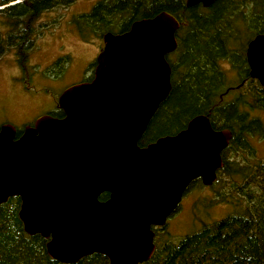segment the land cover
Segmentation results:
<instances>
[{
	"label": "water",
	"instance_id": "obj_1",
	"mask_svg": "<svg viewBox=\"0 0 264 264\" xmlns=\"http://www.w3.org/2000/svg\"><path fill=\"white\" fill-rule=\"evenodd\" d=\"M177 26L163 11L106 33L93 78L59 94L62 118L42 115L17 138L13 126L0 127V204L19 197L24 231L47 239L50 258L69 264L100 253L108 264L144 262L155 251L154 228L165 225L188 185L217 179L230 132L213 130L205 115L138 145L170 91L164 56L176 46ZM247 54L264 85V35ZM103 192L109 196L100 201Z\"/></svg>",
	"mask_w": 264,
	"mask_h": 264
},
{
	"label": "trees",
	"instance_id": "obj_2",
	"mask_svg": "<svg viewBox=\"0 0 264 264\" xmlns=\"http://www.w3.org/2000/svg\"><path fill=\"white\" fill-rule=\"evenodd\" d=\"M10 1L12 0L3 1L2 4ZM72 1L21 0L2 8H17V11L11 16V27L6 36L0 34V57L12 49L18 66L27 70L28 53L36 33L34 19L43 9L67 5ZM140 1L118 0L113 6L98 2L89 15L90 23L96 24L100 14L111 8L129 7L132 13H138L142 8L144 15L161 9L171 12L177 10L175 2L150 0L146 3L142 0L139 3ZM233 2L215 0L206 12L188 9L189 12L185 13L190 21L184 42L188 71L159 104L138 141L139 146L161 135L181 130L192 116L208 111L211 90L218 80L214 58L223 51L219 32L224 28H219V23L237 25L236 23L256 22L264 30V0ZM232 30L238 31V27L234 26ZM59 62L60 59L58 65ZM261 104L264 108V91L261 94ZM218 113L235 122L231 127V153L225 156L224 166L216 172L217 179L208 187L214 190L215 203L230 204L234 211L217 220L201 223L197 230L176 240L167 237L169 234L166 232L165 238H161L159 229L154 228L155 251L148 260L139 264H264V156L258 158L254 154L247 137L250 125L254 122L245 124L243 114L235 112L232 105L223 107ZM213 114L212 112V116ZM260 132L262 129L254 131ZM196 186H204L199 178L188 185L184 194L189 188ZM107 195L103 192L99 200L105 199ZM19 206L18 196H10L0 204V264H65L48 256L45 246L47 239L24 231L18 216ZM69 264H108V259L103 254L92 253Z\"/></svg>",
	"mask_w": 264,
	"mask_h": 264
},
{
	"label": "rangeland",
	"instance_id": "obj_3",
	"mask_svg": "<svg viewBox=\"0 0 264 264\" xmlns=\"http://www.w3.org/2000/svg\"><path fill=\"white\" fill-rule=\"evenodd\" d=\"M3 1L6 0H0V34L6 36L11 27V16L17 8L14 10L2 8L21 0H12L4 5ZM98 2L99 0H73L67 5H58L39 12L33 22L36 33L33 36V46L28 53L27 70L18 66L14 50L10 49L2 54L0 125L2 121H7L18 126L20 119H27L36 111L37 108L34 106L38 103L41 108L36 113L54 108L53 104L58 103V95L63 89L84 81L82 71L95 58L102 41L101 36L107 33L106 29L99 28L98 24L90 23L88 14ZM235 5L241 9L239 5ZM86 12L87 15H80ZM224 24L227 23H219V28ZM236 24L240 25L238 31L241 33L243 31L241 23ZM256 24L258 23H249L250 27ZM60 56H62L60 67L53 68ZM63 68L64 70L58 73ZM173 80L176 83L178 81L177 77H173ZM261 112L263 113H260V118L264 127V111ZM248 139L254 154L258 158L264 156V135ZM213 191L208 186L189 188L183 194L176 210L159 229L161 238H165L166 232L169 234L167 237L176 240L197 230L201 223L217 220L234 211L230 204L215 203Z\"/></svg>",
	"mask_w": 264,
	"mask_h": 264
},
{
	"label": "flooded vegetation",
	"instance_id": "obj_4",
	"mask_svg": "<svg viewBox=\"0 0 264 264\" xmlns=\"http://www.w3.org/2000/svg\"><path fill=\"white\" fill-rule=\"evenodd\" d=\"M115 1L118 0H99L100 4L103 3L110 6H113ZM149 1L150 0H145L146 3H148ZM162 1L175 2L177 10L175 12H171L167 9H161L149 15H144L142 14L141 11L143 9L140 8L141 5L139 6L140 13L139 12L132 13V10L129 9V7L128 8L124 7L122 9L111 8L105 13L100 14V16L96 19V24L99 25L98 26L99 28L106 29L107 33H111L115 35L128 31L131 28L132 24L136 21L153 18L157 14L163 11L170 13L178 21V26L174 30V34H173L175 38L176 46L173 50L167 52L164 56L170 69V84H171L170 91H171L172 87L176 84V82H174L173 80V77H177L178 79L177 83H179L180 79H183L189 68L185 60L186 55H184L186 52L184 42L186 41L185 36L190 27V21L188 19L187 14L185 13H187L188 9L196 10L198 12L200 11L206 12L209 10L210 5L215 0H213L210 3V5H208L207 7L203 6L201 2H196L194 4L189 5L187 4V0H162ZM141 2L142 0L139 3ZM90 13L88 14L86 12L80 15L88 14L89 16ZM234 26L236 28L238 27L239 30L240 25H233L230 23L224 24L222 26V28L224 29L221 31L219 30L220 31L219 35L222 38V43H223V51L221 54L217 55L214 58V67L218 75V80L214 84L211 90L212 97L210 99V105L208 107V111L206 113H202V115L207 116L213 130L219 131V130L227 129L230 132V139L227 145L220 151V156L223 162L222 167L224 166L225 156L231 153L230 144L233 136L232 135L233 129L231 127L235 122H231L230 120L231 118L227 120V118L221 116V114L218 113L219 110H222L223 107L228 105L234 106L235 112H237L238 114L239 113L243 114L245 124H248L250 121H253L255 123V124L253 123V125H250L251 130L249 132V135H247V137H252L255 139L256 135H260V136L264 135L263 122L260 118V113H263L261 111H264V108L261 104V94H263L264 85L260 82V80L257 77L251 75V67L249 65V58L247 54L249 43L256 36L264 35V30L260 28L259 24H256L254 27H250L248 23L245 24L242 23L241 27L243 28L242 31L243 33L241 32L242 33L241 34L239 31L232 30ZM78 31L80 33V30ZM104 35L105 34H102L101 36L102 41L95 58L93 59V61H90L87 64L86 68L82 71V74L84 75L83 77L84 81L86 80L89 81L94 76L97 56L103 50L105 45ZM61 58L62 56L59 57V59ZM59 59H57V61L55 62V66L53 68L60 67L57 64ZM63 70L64 68L60 70L58 73L62 72ZM34 107L37 108L35 109L36 111H34L29 118L20 119L17 123L18 126H15L14 124H11L7 121H2L0 127L2 125L13 126L15 128V138H17L19 135L22 134L25 127L33 126L34 121L42 115H49L54 118H62L64 116V113L62 109L58 106V103L56 104L54 103L53 104L54 108H49L47 110H44L42 113H36L37 110L41 108L39 103ZM212 112L214 113L213 116H212ZM196 115H200V114H196ZM260 129H262V132L254 133V131L257 132V130ZM178 131L167 135H174ZM224 153L226 154L224 155ZM106 193L108 194L107 197L103 200L100 199V201H104L108 198L109 193L108 192Z\"/></svg>",
	"mask_w": 264,
	"mask_h": 264
}]
</instances>
